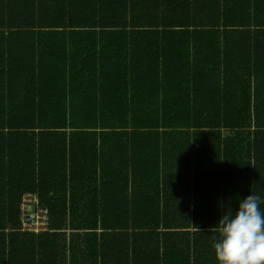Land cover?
I'll return each mask as SVG.
<instances>
[{
	"label": "trees",
	"instance_id": "16d2710c",
	"mask_svg": "<svg viewBox=\"0 0 264 264\" xmlns=\"http://www.w3.org/2000/svg\"><path fill=\"white\" fill-rule=\"evenodd\" d=\"M251 194L264 0H0V264H218Z\"/></svg>",
	"mask_w": 264,
	"mask_h": 264
},
{
	"label": "clouds",
	"instance_id": "9594fccd",
	"mask_svg": "<svg viewBox=\"0 0 264 264\" xmlns=\"http://www.w3.org/2000/svg\"><path fill=\"white\" fill-rule=\"evenodd\" d=\"M264 197L239 200L234 212H223L212 227L218 264H264Z\"/></svg>",
	"mask_w": 264,
	"mask_h": 264
},
{
	"label": "built area",
	"instance_id": "2783aa9c",
	"mask_svg": "<svg viewBox=\"0 0 264 264\" xmlns=\"http://www.w3.org/2000/svg\"><path fill=\"white\" fill-rule=\"evenodd\" d=\"M21 221L25 231L40 233L49 230L51 216L48 210L39 207L35 195L25 194L21 205Z\"/></svg>",
	"mask_w": 264,
	"mask_h": 264
}]
</instances>
